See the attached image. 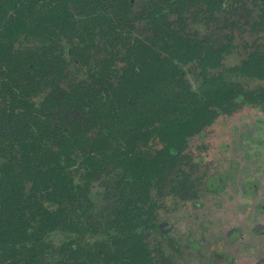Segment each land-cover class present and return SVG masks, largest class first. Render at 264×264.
Here are the masks:
<instances>
[{"label": "trees", "instance_id": "1", "mask_svg": "<svg viewBox=\"0 0 264 264\" xmlns=\"http://www.w3.org/2000/svg\"><path fill=\"white\" fill-rule=\"evenodd\" d=\"M263 35L264 0H0V264H147L142 205L187 197L188 137L264 104Z\"/></svg>", "mask_w": 264, "mask_h": 264}, {"label": "flooded vegetation", "instance_id": "2", "mask_svg": "<svg viewBox=\"0 0 264 264\" xmlns=\"http://www.w3.org/2000/svg\"><path fill=\"white\" fill-rule=\"evenodd\" d=\"M252 34L254 36L251 42L261 37L259 32L253 31ZM226 52L222 58L223 69L229 67L224 64ZM243 56L244 53L236 64L240 63ZM187 71L188 77L195 75L198 83L200 82L192 65L187 66ZM216 118L217 116L201 131L187 139L184 150L187 155V197L169 194L168 183H162V195L153 188L151 194L154 197L146 198L147 204L142 205L144 210L152 209V214L146 217L147 219L140 218L138 222L144 237L142 242L150 257L147 264H180L173 251L171 253L165 250V244H170L179 251L173 240L166 239L167 232L160 222L161 213L166 210L165 204L168 202L175 208L187 205V264H264V181H253L251 185L245 184V181H223L220 176L208 177L207 166L200 156L204 145H200L197 152L193 150L194 153L188 148L190 141L194 137L202 136L204 129ZM251 155V158H255V154ZM252 167L254 171L255 166ZM115 225L118 223L109 222V229ZM121 225L124 226V222ZM174 226L172 224L173 228ZM125 234L126 232L121 233L122 236ZM110 237L107 242L111 248ZM107 264L135 263H128L124 258L118 260L112 251Z\"/></svg>", "mask_w": 264, "mask_h": 264}, {"label": "rangeland", "instance_id": "3", "mask_svg": "<svg viewBox=\"0 0 264 264\" xmlns=\"http://www.w3.org/2000/svg\"><path fill=\"white\" fill-rule=\"evenodd\" d=\"M195 24L200 32L206 34L216 28L214 22L200 21ZM232 35L231 47L224 60L226 66L238 62L240 55L245 53L244 45L250 43L254 36L246 27L244 31H235ZM189 78L192 86H197V77L189 75ZM200 145H204L200 156L207 166L208 177L220 176L223 181H245V184L251 185L253 181L263 182L264 105L240 102L237 110L218 115L204 129L202 136L194 137L190 141L188 148L197 152ZM251 154H255V158H251ZM252 166H255L254 171ZM165 205L166 210L160 216L161 226L167 232L166 239L173 240L179 251L170 244H165V250L171 253L173 251L180 264H187V205L176 208L171 202ZM172 224L175 225L174 228ZM169 227H172L171 230ZM158 230L161 232L159 228Z\"/></svg>", "mask_w": 264, "mask_h": 264}]
</instances>
